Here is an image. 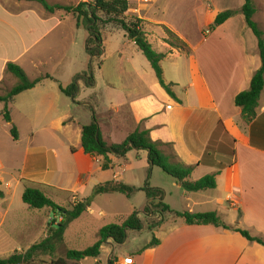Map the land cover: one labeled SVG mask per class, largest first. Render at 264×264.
<instances>
[{
	"label": "crops",
	"instance_id": "1",
	"mask_svg": "<svg viewBox=\"0 0 264 264\" xmlns=\"http://www.w3.org/2000/svg\"><path fill=\"white\" fill-rule=\"evenodd\" d=\"M166 1L156 0L142 7L136 16L142 21L143 31L152 49L164 55L160 63L163 78L166 84L173 85L171 90L175 98H171L159 85L148 62L144 63L139 57L132 58L142 54L134 43L122 31L106 27L101 36L102 57L94 60L91 57L89 62L91 65L96 62L97 75L90 73L93 77L91 85H86L88 80L77 85L74 100L73 97H65L59 89L60 86L66 88L68 85H36L16 96L8 105L11 124L17 129L16 142L9 132L11 125L2 118L3 104H0V139L1 135L7 138L0 140V185L5 188L0 198V227H3V219L13 212L10 210L12 183L14 189L21 186L22 181L50 187L49 183L37 178L44 169L40 167L41 163L47 164L45 155L40 154L42 147H33L32 142L27 141L22 162L16 161L14 166L12 161H8V155L14 145L20 144L23 134L31 139L35 135L31 128L24 131L14 115L25 121L32 118L48 123L39 130L45 141L62 151L68 148L77 157L78 165L72 169V172H76L71 191L75 200L76 194L93 173L92 165L103 163L101 157L85 155L80 144L82 127L94 117L100 135L107 144H121L134 131L147 130L151 141L162 144V151L165 147L170 148L177 161L193 167L189 182L216 174L215 188L198 192H187L172 179L174 183L170 188L166 187L164 200L176 199L180 208L166 204L171 211L216 213L226 226L247 231L264 243V87L252 122L245 123L241 109L234 104L235 97L248 90L252 76L261 67L257 41L245 22L239 19L237 27H234L229 25L230 18L213 31L189 35L187 40L178 28L158 17V10L163 8ZM235 2L240 11L243 1ZM253 2L256 8L253 21L264 35V0ZM4 3L11 4L14 11L8 10ZM56 11L49 14L36 2L0 0V95L1 89L5 87L1 83L9 75L5 71L7 63L18 65L26 74L27 69L39 67L45 51L55 52L54 48L58 44L56 41L60 45L64 20L75 17H71V13ZM167 32L173 33L180 40L191 41L188 42V50L178 52L171 49L166 42ZM49 38L46 45L45 41ZM84 43V39L79 41V45ZM76 45L78 43H74L75 48ZM129 46L132 47V54L126 50ZM69 53L72 55L70 48L54 54L59 59ZM81 59L85 60V54ZM7 86L11 89L14 85ZM19 100V105L13 109ZM219 124L223 126V131L215 141L214 150L205 158L209 142ZM253 141L257 146H254ZM229 150L234 152L233 157L226 154ZM52 151L56 155L54 158L60 159L54 148ZM145 154L148 157V153ZM125 158L110 157V169L113 171L110 181L131 186L128 181H135L134 178L126 176L127 171L119 163V160ZM18 165L22 166L21 170H18ZM54 171L61 174L67 170L58 161ZM195 173L201 174L194 178ZM6 178L9 179L7 183ZM140 179L139 176L138 185ZM158 185L155 188L165 187ZM226 202L232 209L241 208V219L234 217L229 223L223 221L222 215L228 220L224 210L227 208L224 206ZM31 212L34 217H25L31 219L25 223L27 229L39 217L35 212L40 213ZM44 215L47 222V215ZM168 215L169 218H165L161 226L150 232H158L162 237V226L169 222L164 239H157L158 245L136 248L126 253V256L133 259H127L126 256L116 258L114 264L122 260L132 264H264V247L247 241L239 233L210 225H186L183 219L178 218L181 221H176L174 219L177 217ZM46 222L42 226L41 236L37 238L39 241L45 237ZM114 244L109 239L101 248V254L107 253L109 263ZM106 245L109 247L106 248ZM14 251L22 250L16 248ZM100 257L95 259L97 264Z\"/></svg>",
	"mask_w": 264,
	"mask_h": 264
},
{
	"label": "rangeland",
	"instance_id": "2",
	"mask_svg": "<svg viewBox=\"0 0 264 264\" xmlns=\"http://www.w3.org/2000/svg\"><path fill=\"white\" fill-rule=\"evenodd\" d=\"M93 1L94 0H46V2L51 6L60 5L71 8L76 7L80 2L92 3ZM4 6L8 10L14 11V8H11V4L4 3ZM224 11L232 13L229 25L237 27L239 19L240 22H244L241 12L238 11L235 0H167L163 8L158 10L160 14H156H158V17L161 20L175 28H178L185 35V38L189 40V35H197V33L204 34L208 30L213 31L214 29H211V26L213 25L215 17ZM56 12H60L62 14L68 13L63 10H57ZM70 16L74 17L72 15ZM76 26L77 23L75 18H68L64 20L60 45L59 42L56 41L58 44L54 48L56 55L57 53H60L61 49L64 51L65 49L69 50L70 48L72 55L69 53V55H63L57 59L54 51H45V55L41 60L42 62L39 64V67L35 69H27L26 75L28 78L35 79L40 74H47L51 77V80H49L50 78L45 79L38 85H70L75 81L76 85H82V82H85V79L88 80L90 73H92V75H97L96 62L93 63V65L89 64L91 57L86 52L85 43L88 41V34L86 30L83 28L78 29ZM200 29L201 32H198ZM81 39H84L85 43L83 45H79V41H81ZM49 40L50 38L45 41L46 45H48ZM185 41L180 40L173 33L167 32L166 42L170 45L171 49L178 52L187 51L189 46L188 42L191 41ZM74 43H78L76 48ZM126 50L128 54H132L131 46H129ZM83 54H85L84 61L81 59ZM136 57H139L142 61H144V63L147 62L142 54H137V56H133L132 58L135 59ZM169 62L170 60L168 63ZM14 83H16V80L14 78L12 79V76L7 75L5 80L1 83V85H5L4 89H1V95L5 94L6 91L9 90L7 85H14ZM19 103L20 100L13 105V109L15 105H19ZM14 117L16 122L20 124L24 131L31 128L33 130L32 133L35 135L34 138L31 139L30 137L28 138L27 134H23L20 144L13 146L11 153L8 155V161H12L14 166V162L16 161H19L20 163L22 162L27 141H31V146L33 147H42L43 151H40V154L45 155L47 164L45 165L44 163H41L40 167L44 169L39 172L37 178L49 183L50 187L38 186L36 184H32V187L42 191L46 197L51 199L59 207L68 209L71 204H75L80 201L78 199L83 200L91 196L95 186L111 180L113 171L111 169L102 170L103 163L96 162L92 165L93 173L86 182V185L76 194L77 200L73 199L71 191L74 187L76 172H72V169L78 165L77 157L73 156L70 149L67 148L62 151L59 150L57 146H50V144L45 141L43 133H40L39 130L42 126H46V124L48 125V123L39 122L32 118L25 121L24 119H20L16 114ZM5 139H7L6 136L1 135L0 140L2 141ZM53 148L56 150L55 152L60 159L54 158L56 155L52 151ZM163 151L166 155L171 157V161H175L172 158L173 153L170 148L165 147ZM49 160L51 162H49ZM58 161H60V163L65 167V170H67L66 172H62L60 174L54 171V165ZM119 163H121L124 166V170L127 171L126 176L130 175L134 178L135 181H132L131 179L128 181L131 186L135 188H137V186L145 188L146 185L149 184L148 186L150 188H155L156 186H159L158 184H162V186H165L160 189L164 193L163 202L168 206L171 205L175 208H180V203L177 202L176 199L175 201L164 200L166 187L167 189L170 188L174 182L172 178L167 176L161 169L157 167H149L147 165V154H145V152L143 153L132 150V152L126 156L125 160H119ZM20 166L21 165H18V170H21ZM99 167H101V169H98ZM117 171L122 170L117 169ZM200 174L201 173H195L194 178H198ZM139 176L141 178L140 185L137 183ZM7 182H9L8 178L5 179V183ZM13 184L14 183H12L11 189L12 196L10 195V210L13 212H10L8 217L3 219V227H0V259L9 257L16 248H19L24 252L31 245H33L34 242H39L37 238L41 236L40 233L42 226L44 221L46 222V216L44 214L47 215V227L52 224L56 225V223L61 221L60 216L52 214L50 210L44 209L43 211L41 210L40 213L35 212L39 217L34 220V225L30 229H27V224L25 223L29 220L31 221V219H26L25 217L30 215L32 218L34 217V213L28 210L27 212H23L27 209H24L26 205L23 204L21 198L24 190L23 185L14 189ZM221 187H223V183L221 184ZM4 189V185L1 184L0 190L3 192ZM171 192L173 191L171 190ZM226 195H224V198ZM144 204H146V198L144 192L142 191L135 192L130 196V198L118 193L94 197L90 208L78 219L73 220L68 224L64 233V240L57 245L54 256L52 258L49 256H38L33 258L32 263L30 264H50L52 259L64 257L66 252L69 250L83 251L97 242L100 229L112 224L122 225L123 222L134 212H136L138 218L144 222L145 228L139 232L128 230L126 233L127 237L124 242L125 244H114V251L110 254V263L108 262L109 257L107 253H102L99 264H114V260L116 258L122 259L126 256V253H131L135 251L136 248L148 245L154 237L158 240L164 239L169 222H165L162 226V237H160L158 232H155L154 234L148 232L146 230L147 220L141 211ZM227 205V202L224 203V206L227 207H224V210L226 211L228 220L225 216H221L224 222L229 223L232 219H234V217H237L238 219L242 218V210L240 207L239 209H232ZM21 210L22 212H19ZM21 213L29 214L23 215ZM168 216L169 215L166 214L165 218H169ZM174 220L181 221V219L178 218H175ZM107 247L109 246L106 245V248ZM125 258L128 259L132 257L126 256ZM81 264H97V260L93 258H86L81 261Z\"/></svg>",
	"mask_w": 264,
	"mask_h": 264
},
{
	"label": "trees",
	"instance_id": "3",
	"mask_svg": "<svg viewBox=\"0 0 264 264\" xmlns=\"http://www.w3.org/2000/svg\"><path fill=\"white\" fill-rule=\"evenodd\" d=\"M18 1L36 2L49 14L54 13L56 10H63L71 13L76 19L77 27H83L89 35L86 44V52L93 58L92 60L100 59L102 57L103 44L101 36L106 27L122 31L145 57L153 70L159 85L171 98H175L171 90L173 85L166 84L163 78L160 63L164 58V55L156 53L152 49L143 31L142 21L129 11L132 8V3L129 0H94L92 3L80 2L74 8L60 5L51 6L46 0ZM242 1L243 4L240 12L243 16L245 26L252 32L257 41V49L261 61V67L252 76L248 90L239 93L234 99L235 106L241 109L242 119L245 123H250L256 115L255 109L264 87V35L261 28L253 21V16L256 12L253 0ZM231 16L232 13L229 11L219 13L215 17L211 29L221 26L231 18ZM5 71L16 80V83L11 89L6 91L5 94L0 95V104H3L1 115L3 120L11 125L10 134L13 141L16 142L18 139L17 129L11 124L8 105L14 101L16 96L33 89L43 80L49 79L50 77L44 75L31 80L18 65L13 63H7ZM88 81L89 83H87L85 79L86 85H91L93 83L92 75L89 76ZM75 82L71 83L66 88L60 86L59 89L61 93L66 97H73L77 91V85ZM89 110H91V108H89ZM222 131L223 126L219 124L209 142L205 158H208L210 151L214 150L213 147L216 145L215 141ZM80 144L85 155L95 158L101 157L103 159L102 170L110 169L111 156L125 158L126 154L132 150L144 151L148 153L147 162L149 167H157L161 169L187 192L214 189L216 185V174L204 176L195 182H189L188 179L193 171V167L185 166L177 161L174 155L172 158L175 161H171V157L161 150L162 144L151 141L147 130L134 131L121 144H107L103 141L96 120L93 117L89 124L83 126L81 129ZM253 144L254 146H257L254 141ZM226 154L229 157L234 156L232 150L227 151ZM22 185L24 188L21 197L22 202L26 205L29 211L50 210L52 214L60 216L61 221L56 223V225L52 224L46 227L45 237L39 242L34 243L24 252L14 251L9 257L0 259V264H30L32 263L33 258L38 256H49L52 258L55 254L57 245L64 240V233L68 224L71 221L78 219L87 211L94 197L118 193L130 198V196L137 191L144 192L147 200V204L144 206L142 214L147 220L146 230L148 232H152L161 226L166 214H172L177 218L183 219L186 225H210L224 230L235 231L247 241L256 242L264 247L262 240L252 237L247 231L226 226L216 213L190 214L188 212L179 213L171 211L163 202V191L157 188H150L148 184L145 188L141 189H136L125 185L122 182L113 180L99 184L94 187L91 196L78 201L75 204H71L68 209L56 205L51 199L46 197L42 191L32 187L30 182L22 181ZM0 197H3V192L1 190ZM144 228V222L141 221L138 218L137 213L134 212L123 222L122 225L112 224L100 229L98 235L99 238L91 247L83 251L69 250L64 257L52 259L50 264H81V261L86 258L98 259L104 242L110 239L113 243L121 245L126 240V233L128 230L139 232ZM155 245H158V240L153 238L147 247Z\"/></svg>",
	"mask_w": 264,
	"mask_h": 264
},
{
	"label": "built area",
	"instance_id": "4",
	"mask_svg": "<svg viewBox=\"0 0 264 264\" xmlns=\"http://www.w3.org/2000/svg\"><path fill=\"white\" fill-rule=\"evenodd\" d=\"M129 1L132 3V8L129 11H131V13L138 16L142 7L154 3L156 0H129ZM116 264H132V263L126 260H122L117 262Z\"/></svg>",
	"mask_w": 264,
	"mask_h": 264
}]
</instances>
